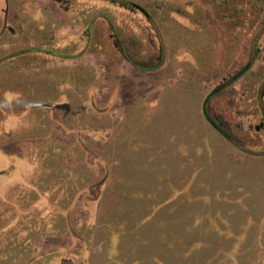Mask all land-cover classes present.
<instances>
[{
    "label": "rangeland",
    "instance_id": "374dc122",
    "mask_svg": "<svg viewBox=\"0 0 264 264\" xmlns=\"http://www.w3.org/2000/svg\"><path fill=\"white\" fill-rule=\"evenodd\" d=\"M118 1L0 0V264H264V0Z\"/></svg>",
    "mask_w": 264,
    "mask_h": 264
},
{
    "label": "trees",
    "instance_id": "16d2710c",
    "mask_svg": "<svg viewBox=\"0 0 264 264\" xmlns=\"http://www.w3.org/2000/svg\"><path fill=\"white\" fill-rule=\"evenodd\" d=\"M106 1H110L111 3H118L120 6H129L127 3L123 2V1H118V0H106ZM31 51H36V50H31ZM18 54H22V53H18ZM54 57H60V55L56 54V53H49ZM11 56H16V54L11 55ZM159 63L157 65H153V66H149V67H141L138 65L133 64V66H135L137 69L140 70H145V71H149V70H153L158 68L161 63L162 60L158 61ZM131 63V62H130ZM252 62L249 61L246 66L241 70V72L239 73L238 76H242L243 74H245L250 68H251ZM221 89V87H217L215 88L204 100L203 104H202V115L205 119V121L214 129L216 130L221 136H223L225 139H227L228 141L231 140L229 134L224 131V129H222V127L220 126V124L218 122H216L211 115L209 114L208 111V102L209 100L212 98V96H214L219 90Z\"/></svg>",
    "mask_w": 264,
    "mask_h": 264
},
{
    "label": "clouds",
    "instance_id": "9594fccd",
    "mask_svg": "<svg viewBox=\"0 0 264 264\" xmlns=\"http://www.w3.org/2000/svg\"><path fill=\"white\" fill-rule=\"evenodd\" d=\"M8 95H11V94H8Z\"/></svg>",
    "mask_w": 264,
    "mask_h": 264
}]
</instances>
